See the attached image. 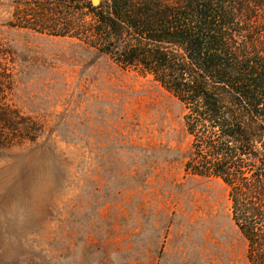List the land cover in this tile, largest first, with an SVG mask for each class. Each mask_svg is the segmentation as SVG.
<instances>
[{
    "label": "rangeland",
    "instance_id": "1",
    "mask_svg": "<svg viewBox=\"0 0 264 264\" xmlns=\"http://www.w3.org/2000/svg\"><path fill=\"white\" fill-rule=\"evenodd\" d=\"M23 8L0 0L1 101L42 133L13 143L0 125V264H249L229 188L186 171L179 100L76 39L22 28Z\"/></svg>",
    "mask_w": 264,
    "mask_h": 264
},
{
    "label": "trees",
    "instance_id": "2",
    "mask_svg": "<svg viewBox=\"0 0 264 264\" xmlns=\"http://www.w3.org/2000/svg\"><path fill=\"white\" fill-rule=\"evenodd\" d=\"M16 1L22 28L76 39L179 100L186 171L229 188L249 264H264V0ZM6 89L0 81L3 139L35 142L40 127L3 104Z\"/></svg>",
    "mask_w": 264,
    "mask_h": 264
},
{
    "label": "water",
    "instance_id": "3",
    "mask_svg": "<svg viewBox=\"0 0 264 264\" xmlns=\"http://www.w3.org/2000/svg\"><path fill=\"white\" fill-rule=\"evenodd\" d=\"M93 4L94 5H99L100 4V0H93Z\"/></svg>",
    "mask_w": 264,
    "mask_h": 264
}]
</instances>
